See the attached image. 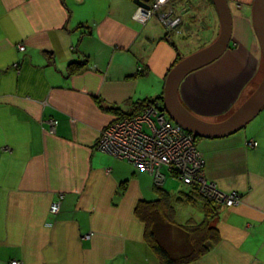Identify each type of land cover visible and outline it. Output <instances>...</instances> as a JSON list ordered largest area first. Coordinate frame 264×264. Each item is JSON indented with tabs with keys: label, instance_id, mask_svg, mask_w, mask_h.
I'll list each match as a JSON object with an SVG mask.
<instances>
[{
	"label": "crops",
	"instance_id": "0c3cea01",
	"mask_svg": "<svg viewBox=\"0 0 264 264\" xmlns=\"http://www.w3.org/2000/svg\"><path fill=\"white\" fill-rule=\"evenodd\" d=\"M242 1L247 8L235 5ZM251 1L227 0L232 42L238 35L240 45L231 42L181 85V102L206 123L228 120L257 87L262 55L247 26ZM137 7L133 0H0V264H162L137 215L162 195L181 202L179 222L174 214L164 223L171 241L159 229L162 243L176 254L190 250L180 226L203 221V202L187 200L190 187L167 167L156 187L152 175L97 142L163 94L178 53L193 46L185 52L193 54L217 36L220 18L209 0H172L176 18L196 25L178 43L157 19L135 21ZM192 36L197 43L186 45ZM196 144L207 179L242 199L217 206L220 241L191 264H264V111L238 133Z\"/></svg>",
	"mask_w": 264,
	"mask_h": 264
},
{
	"label": "built area",
	"instance_id": "2783aa9c",
	"mask_svg": "<svg viewBox=\"0 0 264 264\" xmlns=\"http://www.w3.org/2000/svg\"><path fill=\"white\" fill-rule=\"evenodd\" d=\"M164 1L157 0L154 9L138 8L134 20L140 23L147 22ZM20 49L25 50L24 47ZM123 119L114 122L102 134L98 143L100 150L110 153L115 158L131 161L149 171L155 176L157 183H164L162 169L167 167L187 186H196L206 198L226 204L227 207L240 204L242 198L239 194L226 193L207 179L205 162L195 137L169 120L163 104L152 102L144 107L140 115ZM253 145L257 146V143ZM62 199L63 196L53 203L51 209L53 213L59 212ZM16 263L15 261L14 264Z\"/></svg>",
	"mask_w": 264,
	"mask_h": 264
},
{
	"label": "water",
	"instance_id": "95a60500",
	"mask_svg": "<svg viewBox=\"0 0 264 264\" xmlns=\"http://www.w3.org/2000/svg\"><path fill=\"white\" fill-rule=\"evenodd\" d=\"M147 1L135 0L137 6L148 9ZM220 18L221 32L217 40L177 63L169 72L163 89V109L176 124L192 133L195 138L219 139L244 129L264 111V71L255 91L243 102L228 120L209 124L193 115L181 102L179 92L183 81L220 59L232 42L233 21L227 0H212ZM252 24L257 37L264 66V0H254Z\"/></svg>",
	"mask_w": 264,
	"mask_h": 264
},
{
	"label": "trees",
	"instance_id": "16d2710c",
	"mask_svg": "<svg viewBox=\"0 0 264 264\" xmlns=\"http://www.w3.org/2000/svg\"><path fill=\"white\" fill-rule=\"evenodd\" d=\"M78 69L79 66H76L75 63L70 64V70L72 74L76 73ZM162 95L163 94L151 101L161 102V104H163ZM189 187L191 189L190 193L185 194L187 198L189 197L187 200L193 199V201L197 200L203 202L204 219L199 224L195 222H188V224H185V226H180L182 232L186 234V238L188 240L187 242L190 245V250L188 252L184 251L182 255L176 254L178 252H175L168 246H165L159 236V221L169 224L175 222L173 218V215L175 214L174 208L170 198L165 199L163 198V195L162 197L159 196L157 198L158 200L146 204L147 208L140 207L141 211H137V215L140 218L142 216L147 224V240L153 250L159 255L162 264H191L203 257L211 250L214 245L220 241L219 231L214 226H212V222L217 216V206H220V203L216 201H210L211 199L206 197L203 198L196 186L192 185ZM160 197L161 199H159ZM157 216H160V220L157 219Z\"/></svg>",
	"mask_w": 264,
	"mask_h": 264
},
{
	"label": "flooded vegetation",
	"instance_id": "af4514ba",
	"mask_svg": "<svg viewBox=\"0 0 264 264\" xmlns=\"http://www.w3.org/2000/svg\"><path fill=\"white\" fill-rule=\"evenodd\" d=\"M135 0H133V2H134ZM212 4H213V1L212 0H209ZM152 2V0H149V1H147V4L149 5L150 3ZM138 8H141V6H138L137 7V9H136V11L138 10ZM136 11H135V13H136ZM180 13L181 14H183V12H181L180 11ZM135 15V14H134ZM174 16V18L173 19H170L171 17H173ZM154 17H157L161 22H162V24H164L165 26H168L167 27V30L169 31V33L171 32V33H175V39H173V41L174 42H178V43H182L183 41H188L189 39H187V37H189L190 35H191V30L194 28V27H196V25H194V22L193 21H191V23L190 22H187L186 21V19H183L182 17L181 18H179L178 17V19L176 18V14H175V11L173 10V8H171V10H169V6H167V5H161L160 7H159V10L158 11H156L149 19H148V21L147 22H145V23H141V24H147L152 18H154ZM134 18V17H133ZM170 22H172V24H170ZM140 23V22H139ZM217 29L218 28H216V31H217ZM244 32H245V30H244ZM217 34H218V32H217ZM168 35H170V34H168ZM215 37H217V36H215ZM192 38H193V40H191L189 43H186V45H190V44H192V43H197L196 41H195V39H194V37L192 36ZM172 41V42H173ZM195 41V42H194ZM216 40H214V42H215ZM210 42V39L206 42V43H204L203 44V42H202V44H198L197 43V45H199V48H198V50L197 51H199V50H201V49H203V47H204V45H206L207 44V46H205V47H208L209 46V43ZM214 42H212V43H214ZM237 42L238 43H236L234 40H233V42H232V45L234 46V44H237V46H239L240 45V42L238 41V35H237ZM211 43V44H212ZM210 44V45H211ZM174 46V45H173ZM175 46H176V44H175ZM174 46V47H175ZM194 46H196V45H194ZM204 47V48H205ZM176 48V47H175ZM176 50L178 51H180V47H179V49H177L176 48ZM197 51H195V52H197ZM180 52H182V51H180ZM194 52V53H195ZM189 55H191L190 53H188V55L185 53V52H183L182 54H180V53H178V57H177V61L175 62V64L174 65H176L177 63H179L181 60H183L184 58H186V57H188ZM262 61V60H261ZM262 67H263V63L261 62V66H259V68H258V72L256 73V83H257V86H258V84L260 83V78H261V76L263 75V69H262ZM258 78V79H257ZM260 80V81H259ZM257 88V87H256ZM254 91V88L252 89V90H249V95L247 96V97H249L251 94H252V92ZM243 104V103H242ZM239 108V107H238ZM237 108V109H238Z\"/></svg>",
	"mask_w": 264,
	"mask_h": 264
},
{
	"label": "rangeland",
	"instance_id": "374dc122",
	"mask_svg": "<svg viewBox=\"0 0 264 264\" xmlns=\"http://www.w3.org/2000/svg\"><path fill=\"white\" fill-rule=\"evenodd\" d=\"M156 1L157 0H152V2L148 5V9L150 10V9H154L153 8V6H154V4H156ZM244 1H242L241 2V4H238V2H235V5H238V7H240V8H243L244 7V3H243ZM253 2H254V0H252L250 3V6H249V8L251 7V9H252V7H253ZM249 4V3H248ZM248 4H246L245 3V7L247 8L248 6ZM248 8V9H249ZM250 9V10H251ZM155 19H157V21H159L160 23H162L157 17H154ZM251 18V21H249V24L250 25H247L248 27L250 26L251 28H252V31H253V33H254V29H253V24H252V16L250 17ZM170 19H173V17H171ZM245 23H248V19L247 18H245ZM170 24H172V22H170ZM242 24V23H241ZM242 27H244V25L242 24ZM214 29V32H215V28H213ZM220 32H221V24H220V28H219V30H218V35H217V37H214V38H211V37H208V40L210 39V44L212 43V42H214V40H217V38H218V36L220 35ZM168 33H169V31H168ZM170 34V33H169ZM247 37L245 36L244 37V39H246ZM208 40H205V42L204 43H206ZM195 47V46H194ZM260 47V46H259ZM186 51L185 52H188V51H192V50H190V49H195V48H193V46H192V48H187L186 47ZM262 57V56H261ZM262 63H263V60H262ZM262 69H263V71H264V66L262 67ZM261 78H262V76H261ZM261 78H260V80H261ZM259 80V81H260ZM255 89H256V86H255V88H254V91H255ZM253 91V92H254ZM252 92V93H253ZM152 102H155V101H151V100H149L148 102H145V106H147V105H149L150 103H152ZM161 103V102H160ZM143 105V106H144ZM242 105V104H241ZM240 105V106H241ZM239 106V107H240ZM144 111V108H143V110L141 111V112H139V115L142 113ZM237 111V110H236ZM138 115V114H137ZM136 115H132V117H135ZM169 118V117H168ZM125 119V118H124ZM123 119V120H124ZM169 120L171 121V122H173V123H175L173 120H171L170 118H169ZM176 124V123H175ZM178 125V124H177ZM187 132V131H186ZM190 134H192V133H190ZM102 136V135H101ZM101 136H100V138H101ZM192 136H194L193 134H192ZM100 138H99V140H100ZM99 140H98V142H97V146H98V143H99ZM195 141L197 142V138H195ZM253 144V143H252ZM99 148V147H98ZM108 153V152H107ZM110 154V153H109ZM118 159V158H117ZM120 160H123V159H120ZM124 161H127V160H124ZM127 162H129V163H131V164H133L131 161H127ZM135 164V163H134ZM133 164V165H134ZM134 167L135 168H137V169H139V170H142V171H146V172H148L150 175H153L152 173H150L149 171H147V170H144L143 168H141V167H139V166H137L136 164L134 165ZM153 178H154V183H155V186L157 187V186H159V185H161V184H163L162 182L161 183H157V181H156V179H155V176L153 175ZM164 178H165V175H164ZM176 180V179H175ZM181 180V179H180ZM178 185H181L180 184V181L179 180H176L175 181ZM182 187H183V189H187V187L185 186V185H181ZM189 187V186H188ZM178 191H180V190H177V192ZM187 191V190H186ZM229 194H231V193H229ZM61 196H63V195H61ZM60 196V197H61ZM179 196H181V195H179ZM64 197V196H63ZM202 197L204 198L205 196L204 195H202ZM159 199H161V197L159 198ZM210 201H216V200H214V199H212V200H210ZM171 203H172V205H173V208H175V210L178 212V210H179V206L181 205V202H177L176 200H171ZM199 204H200V206H201V203L199 202ZM226 207H227V205L226 204H224ZM52 206H53V204L51 205V208H50V211H51V209H52ZM59 209H61V204H60V207H59ZM190 209H192V208H190ZM60 211V210H59ZM52 212V211H51ZM198 212V211H197ZM201 212V211H200ZM53 213V212H52ZM59 213V212H58ZM57 213V214H58ZM55 214V213H54ZM178 213H177V215L175 214V220L177 221V222H179L178 221ZM160 217V216H159ZM158 216H157V219L158 220H160V218H159ZM196 221H198V219H195ZM185 224H186V222H185ZM158 225H159V227H158V231H159V229L161 230V232H163L164 233V235H162L163 236V239L164 240H169V241H171L170 240V238H171V235H170V230H168L166 227H165V225H164V222H160L159 221V223H158ZM179 249H183V251H186V252H188L186 249H185V247H184V245L183 246H181ZM15 262V261H14ZM14 262H12V264H14ZM17 264V263H16Z\"/></svg>",
	"mask_w": 264,
	"mask_h": 264
},
{
	"label": "bare ground",
	"instance_id": "6f19581e",
	"mask_svg": "<svg viewBox=\"0 0 264 264\" xmlns=\"http://www.w3.org/2000/svg\"><path fill=\"white\" fill-rule=\"evenodd\" d=\"M172 2V0H165L164 2H163V4L162 5H167V6H169V4ZM142 25H145V24H142ZM121 137H123V136H121ZM153 176V175H152Z\"/></svg>",
	"mask_w": 264,
	"mask_h": 264
}]
</instances>
